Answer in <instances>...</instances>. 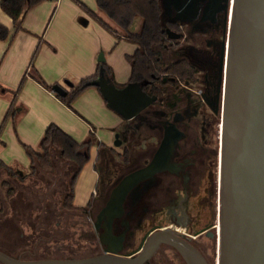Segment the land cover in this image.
Listing matches in <instances>:
<instances>
[{
	"label": "flooded vegetation",
	"instance_id": "af4514ba",
	"mask_svg": "<svg viewBox=\"0 0 264 264\" xmlns=\"http://www.w3.org/2000/svg\"><path fill=\"white\" fill-rule=\"evenodd\" d=\"M189 5L198 8L192 21L176 19L177 9L171 5V18L164 17V20L173 22V28L180 36H168L161 48L169 47L173 57L168 61L187 57L198 68L197 79L184 80L174 75L170 81L164 76L166 82L163 84L160 80L155 81L162 93L153 92L156 99L126 126L130 135L125 148L130 147L134 135L141 134L144 142L140 139L141 147L135 161L128 158V170L119 182L132 171H141L150 163L153 166L151 174L140 173L129 190L124 213L114 219L113 233L123 234L121 252L128 253L139 249L153 229L173 227L211 263L210 255L218 251L224 49L231 0H193ZM144 129L148 136L143 135ZM104 204L92 205L99 209L96 219ZM157 214L169 221L155 224ZM85 215L92 216L90 212ZM134 218L133 227L131 220ZM96 219L93 227L101 239L100 229L95 227ZM146 220L147 229L139 245L124 250L133 244L137 228H142ZM101 244L103 252L104 245ZM163 247L179 253L163 243L148 261Z\"/></svg>",
	"mask_w": 264,
	"mask_h": 264
},
{
	"label": "crops",
	"instance_id": "0c3cea01",
	"mask_svg": "<svg viewBox=\"0 0 264 264\" xmlns=\"http://www.w3.org/2000/svg\"><path fill=\"white\" fill-rule=\"evenodd\" d=\"M173 5L175 18L183 21H192L198 9L189 6L181 11L177 3ZM104 17L96 0H42L26 11L19 26L0 5V23L10 29L9 35L0 39V158L11 165L20 159L25 167L30 166L26 145L40 151V141L51 123L78 141L93 132L97 145L91 146L89 160L75 182L74 203L80 206L99 197L98 162L111 166L114 150L121 145L116 134L120 138V131L135 118H125L113 108L99 85H87L71 106L52 89L60 83L70 91L97 69L98 77L102 67L117 86L129 81V55L138 44L107 27L99 19ZM164 17L171 18V6L165 8ZM162 51L171 53L169 47ZM65 79L74 84H66ZM13 101L17 110L5 120Z\"/></svg>",
	"mask_w": 264,
	"mask_h": 264
},
{
	"label": "water",
	"instance_id": "95a60500",
	"mask_svg": "<svg viewBox=\"0 0 264 264\" xmlns=\"http://www.w3.org/2000/svg\"><path fill=\"white\" fill-rule=\"evenodd\" d=\"M161 1L164 10L177 3L184 11L193 0ZM167 31L169 37L180 36L170 28ZM224 54L216 264H264V0H231ZM89 82L99 85L109 104L125 118L135 117L157 97L144 90L140 81L117 86L103 67L99 76ZM52 89L60 95L68 92L60 83H55ZM116 137L119 140L116 142L121 143L119 133ZM152 166L150 163L141 171L127 174L98 213L95 227L99 229L104 219L106 231L101 235L103 252L82 257L25 259L0 248V261L6 264H144L166 243L187 264H211L185 235L168 226L153 229L139 249L121 252L124 236L113 233L114 219L122 214L123 200L140 173L148 176Z\"/></svg>",
	"mask_w": 264,
	"mask_h": 264
},
{
	"label": "trees",
	"instance_id": "16d2710c",
	"mask_svg": "<svg viewBox=\"0 0 264 264\" xmlns=\"http://www.w3.org/2000/svg\"><path fill=\"white\" fill-rule=\"evenodd\" d=\"M40 1L42 0H0V5L2 9L11 16L13 22L20 26L26 11ZM96 2L98 9L105 15L104 19H99L110 29L123 34L138 44L137 50L129 55V60L132 65V74L129 81H140L142 82L143 89L148 93L152 94L153 92H158L161 94L162 90L154 82L160 80L162 84L165 83L164 76L168 77V81H170L171 76L174 75L184 80L197 79L198 68L187 57H181L168 62L164 60L160 47H163L167 42V37L169 36L167 29L170 28L173 31H175V29L173 28V22L164 20L163 18L164 10L161 0H96ZM94 15L96 14L94 13ZM137 17H140L142 20L139 31H135L133 27ZM9 33V27L0 23V39L6 38ZM97 75L98 69L94 75L81 79V81L72 90L68 91L66 95L55 93L66 104L71 106L74 98L83 88L92 84L89 81L96 78ZM37 77L44 83L41 77ZM0 87L2 86L0 85ZM16 110L17 107H15L13 101L7 110L5 120L8 116L14 115ZM91 134L93 135V132ZM129 135V129L120 131V139L122 141H126ZM98 144L99 147L105 146L103 143ZM92 145L93 140L91 138L78 141L56 123H51L46 128L40 141V151L26 145L27 151L32 156V171L35 170V163L37 161L44 171L54 172V150L57 151L58 156L62 160H66L69 164L74 163L76 165L74 174L69 183V190L63 196L61 203L62 207L66 210L79 211L87 214L89 213L90 207L93 205L92 200L87 205L83 206L74 203L75 182L80 170L89 160L90 148ZM125 150L128 152L125 161L128 162L129 150L128 148H125ZM0 165L3 166L10 175L20 177L21 179L26 178V175L21 174L22 172L18 171L15 165L7 164L2 158H0ZM6 183L9 182L5 181L4 184ZM6 191L8 197L14 193L15 189L11 185ZM1 209L2 207H0V210ZM40 227L42 229L45 228L42 227V225ZM42 229L36 231L38 235L27 237L21 246L19 245L17 251H9L5 248H0L11 255L25 259L82 257L102 252L101 250L97 253H83L81 249L71 250L68 249L69 246H65L64 244L59 245V241L71 239L72 235L63 233V228L59 226L58 222L53 223L49 228L46 227L48 231H44L47 233L45 236L43 235L44 233L40 234ZM57 231L61 233L57 234ZM98 242L102 247L99 237ZM177 254L182 257L181 254ZM156 255L144 264H159L155 262ZM182 260L184 264H187L183 257ZM0 264L6 263L0 261Z\"/></svg>",
	"mask_w": 264,
	"mask_h": 264
},
{
	"label": "rangeland",
	"instance_id": "374dc122",
	"mask_svg": "<svg viewBox=\"0 0 264 264\" xmlns=\"http://www.w3.org/2000/svg\"><path fill=\"white\" fill-rule=\"evenodd\" d=\"M141 18L135 19L134 30H140ZM163 48L160 47L162 51ZM166 51V50H165ZM165 61L172 59L170 53L162 51ZM68 84L73 81L65 79ZM143 135L148 136V131L142 130ZM141 134L134 135L128 148V158L134 162L135 156L138 155L137 151L141 147V140L144 142V138H141ZM91 138L93 145H97V140L91 133H88L86 139ZM147 139H150L147 138ZM125 141L121 142L114 150L116 153L114 158L111 159V166H104L99 160V166L101 167V179L99 183V197L93 201V204L100 206L102 203L107 204L112 190L118 185L121 175L124 174L128 168L127 163L124 160L125 155ZM40 147V145H39ZM27 151V149L25 148ZM128 152H126L127 154ZM27 154L32 159L31 154L27 151ZM55 170L54 172L44 171L39 162L35 163V170L32 171L31 165L25 167L20 159L14 160L12 163L17 167L18 171L25 174L26 178L14 177L10 175L6 169L0 165V247L9 251H17L19 245L23 243L29 236H36L37 230L42 229L40 226L45 227L41 230L40 234L47 235L46 227L49 228L53 223L58 222L59 226L63 228V233L72 235L71 239L61 240L60 244L69 246L68 249L79 250L83 253H97L102 250L100 243L98 242V232L94 229L93 220L96 219V213L99 209L90 207L89 212L91 217H87L84 213L79 211H69L62 207V199L65 193L69 190V183L74 174L76 165L69 164L66 160H62L56 150L53 152ZM129 161V160H128ZM129 167V166H128ZM113 182H110V180ZM5 181L9 183L4 184ZM13 186L15 191L12 195L7 197V188ZM128 194V193H127ZM127 196V195H126ZM105 197V198H104ZM126 198V197H125ZM102 199L103 202L101 201ZM125 199L123 200V210L125 211ZM102 209V208H101ZM155 224L160 222H168L162 218L161 214L155 215ZM136 218L131 220L133 227L136 223ZM97 219L95 221V224ZM145 221L142 228H137L136 237L133 244L129 248L124 250H131L134 246L139 245L144 235ZM45 229V230H44ZM100 238L101 235L106 233L104 228V219L101 221L100 226ZM48 231V230H47ZM56 232V231H55ZM61 232L57 231V234ZM101 240V239H100ZM217 244V239H216ZM217 247V245H216ZM159 255H156L155 262L159 264H184L182 257L177 253H174L169 248H161ZM211 264L217 262V252L210 255ZM161 260V261H160Z\"/></svg>",
	"mask_w": 264,
	"mask_h": 264
}]
</instances>
